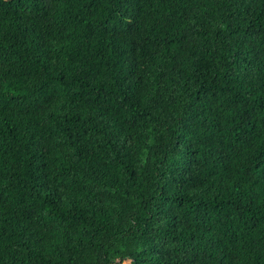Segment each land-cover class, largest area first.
Returning a JSON list of instances; mask_svg holds the SVG:
<instances>
[{"label": "trees", "instance_id": "obj_1", "mask_svg": "<svg viewBox=\"0 0 264 264\" xmlns=\"http://www.w3.org/2000/svg\"><path fill=\"white\" fill-rule=\"evenodd\" d=\"M0 264H264V0H0Z\"/></svg>", "mask_w": 264, "mask_h": 264}]
</instances>
